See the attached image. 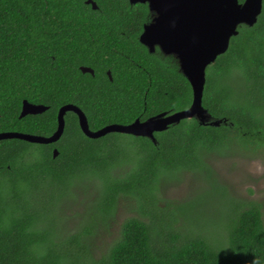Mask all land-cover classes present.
<instances>
[{"label": "trees", "instance_id": "obj_1", "mask_svg": "<svg viewBox=\"0 0 264 264\" xmlns=\"http://www.w3.org/2000/svg\"><path fill=\"white\" fill-rule=\"evenodd\" d=\"M92 1L95 8L86 0H0V132L48 136L67 103L90 130L189 106L177 59L139 40L152 16L147 3ZM23 100L46 108L20 116ZM201 104L218 124L182 118L154 131V141L116 131L86 136L69 110L53 142L0 139V264H264L258 201L233 197L212 179L192 200L160 194L181 172L210 178L213 154L264 148V0L256 20L239 24L206 66ZM92 181L80 221L59 230V208L51 207L71 185ZM121 198L134 200L135 214L96 254L94 234Z\"/></svg>", "mask_w": 264, "mask_h": 264}, {"label": "water", "instance_id": "obj_2", "mask_svg": "<svg viewBox=\"0 0 264 264\" xmlns=\"http://www.w3.org/2000/svg\"><path fill=\"white\" fill-rule=\"evenodd\" d=\"M146 2L151 19L143 25L139 40L149 51L155 47L163 54L173 55L179 70L187 78L191 87V102L182 110L171 113L161 112L144 120L134 119L128 124L110 123L96 130H90L82 110L67 103L58 108L56 129L48 136L2 131L0 139L20 138L30 142H53L63 129V115L66 111L76 114L81 131L89 137H98L110 131L147 136L154 141V131H161L169 124L182 118L195 117L201 123L218 124V120H209L210 115L201 104V95L205 82L206 66L227 48L229 38L236 33L239 24L251 25L260 12L261 0H129ZM93 8L92 0H86ZM82 72L93 70L88 66L79 67ZM109 78V72H107ZM46 106L22 101L19 115L38 113ZM56 150L53 149V155Z\"/></svg>", "mask_w": 264, "mask_h": 264}, {"label": "rangeland", "instance_id": "obj_3", "mask_svg": "<svg viewBox=\"0 0 264 264\" xmlns=\"http://www.w3.org/2000/svg\"><path fill=\"white\" fill-rule=\"evenodd\" d=\"M211 176L181 172L161 184L160 194L171 202L195 199L206 190L208 180L233 197L253 199L261 204L264 220V148L239 149L231 154H213L210 159ZM90 180V179H88ZM94 194L93 181L71 185L68 192L57 200L58 218L52 221L59 230L74 229ZM134 200L121 198L116 203L113 219L94 234L95 253L103 251L117 235L122 219L135 214ZM56 219V220H55Z\"/></svg>", "mask_w": 264, "mask_h": 264}]
</instances>
